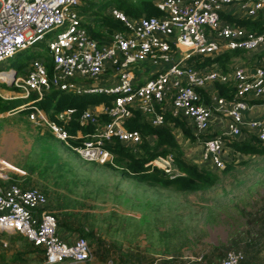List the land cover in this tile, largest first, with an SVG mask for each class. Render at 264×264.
Listing matches in <instances>:
<instances>
[{"label": "built area", "instance_id": "1", "mask_svg": "<svg viewBox=\"0 0 264 264\" xmlns=\"http://www.w3.org/2000/svg\"><path fill=\"white\" fill-rule=\"evenodd\" d=\"M96 0H0V63L47 40L49 71L45 57L33 60L22 76L15 69L0 70V84L16 87L20 93L0 90L1 97L31 99L12 111L28 109V119L48 130L74 151L80 159L115 165V155L107 144L120 140L139 144L142 134L126 126L135 110L154 126L166 124V113L192 122L194 134L203 138L199 160L213 169H223L228 161L232 139L246 135L264 142V66L247 69L234 66L230 72L219 67L198 69L190 62L196 56L211 57L228 51L254 52L264 47V31L254 32L223 21L221 12L232 10L257 17L264 11V0H158L161 16L129 17L111 7L110 14L122 22L124 30L110 34L107 42L93 38L76 9ZM155 65L144 81L136 70ZM142 65V66H141ZM110 69L112 76H105ZM76 77L100 80L106 85L77 83ZM117 82H113L114 78ZM234 89L227 98L216 85ZM214 89L209 91V86ZM51 88L77 94L114 96L112 105L101 103L78 114L76 108L50 112L41 108ZM231 92V91H230ZM34 96V98H31ZM260 116L249 117L251 111ZM74 122L94 125L86 133L71 130ZM220 124L221 130L215 127ZM220 131V132H219ZM176 177L174 156H158L147 163ZM9 176L0 168V180ZM48 196L40 188L17 183H0V232L25 236L42 250L47 264H86L94 257L90 242L79 236L69 243L59 234V220L48 211ZM242 248L228 249L219 264H245ZM203 256L198 261H202ZM109 260L106 264H113Z\"/></svg>", "mask_w": 264, "mask_h": 264}, {"label": "rangeland", "instance_id": "2", "mask_svg": "<svg viewBox=\"0 0 264 264\" xmlns=\"http://www.w3.org/2000/svg\"><path fill=\"white\" fill-rule=\"evenodd\" d=\"M104 1L109 4V12L111 7L119 8L118 0ZM88 3L76 8L81 15L88 12ZM99 9L102 8L95 6L92 10L97 13ZM106 11L104 8L100 14L109 15ZM92 19L96 21L94 16ZM83 21L89 22L85 18ZM61 30L56 29L42 42L0 63V70L15 69L24 76L36 58L45 57L48 63L51 55L47 40ZM243 54L247 52L233 56L225 72L249 61ZM146 66H149L146 76L150 78V70L156 66L143 65ZM114 73L110 69L104 75ZM74 80L91 86L107 84L105 77ZM117 81L115 77L113 82ZM2 89L20 93L18 88L6 84H0ZM215 89L221 93V85ZM30 100L19 99L9 104L17 106ZM173 131L185 160L220 175L215 186L205 191L182 192L140 181L119 169L115 153V165L110 163L115 167L83 161L48 130L30 122L26 113L12 110L0 112V168L9 176V182H0L4 186L14 182L42 189L49 199L45 209L56 214L61 224L86 230L90 235L85 237L94 255L86 264H106L109 260L113 264H219L228 249L237 248L236 242L247 252L250 262L256 261L257 256L261 261L258 264H264V243L258 246L260 254L248 245L254 237L264 240V155H235L228 150L226 166L231 164L232 169L228 172L223 171L226 166L213 169L199 160L203 138L197 137L193 130V138L186 136L180 127H173ZM248 137L252 136L232 140ZM148 139L153 142L154 136ZM147 163L148 171H154ZM174 163L175 174L183 175L175 156ZM75 234L83 236L77 231ZM201 256L204 259L198 261ZM0 264L47 263L41 250L25 236L1 232Z\"/></svg>", "mask_w": 264, "mask_h": 264}, {"label": "trees", "instance_id": "3", "mask_svg": "<svg viewBox=\"0 0 264 264\" xmlns=\"http://www.w3.org/2000/svg\"><path fill=\"white\" fill-rule=\"evenodd\" d=\"M108 5V2L104 0L90 1L87 5L88 12L85 15H82L83 18L89 20L88 23L83 21V24L89 34L100 43L108 41L110 37L109 33L111 34L116 30L120 31L125 29L124 24L114 19L110 14L108 11ZM95 6L102 9L107 8L106 12H108L109 15L106 13L100 14L102 9H99L97 13H94L92 9ZM117 6L131 18H139L141 16H161L162 14V11L156 6L155 0H118ZM93 16L96 21H93ZM221 16L223 21L236 26L244 27L249 31L258 33L264 31V11H262L257 17H248L238 16L235 11L228 9L221 12ZM242 53H244V51L236 50L211 57L196 56L190 63L198 69L212 68L210 66L213 65V67L221 66L222 68L220 67V69L227 71L231 58H233V56H240ZM47 66L49 71L52 72L53 65L50 60L48 61ZM143 68L145 67H142V69ZM233 93L234 89L228 88L226 85L221 86V94L223 96L232 98L230 96ZM114 98V96L106 94H77L51 88L46 92L45 97L39 103V106L47 112H60L67 108H76L78 110V114H80L83 110L90 106H95L101 103L112 105ZM9 102L10 100H6L0 96V112L11 111L19 106H11ZM22 112L28 114L30 111L26 109ZM93 126L94 125L82 126L79 122H74L70 129L75 130L76 128H82L86 133H88L94 130ZM126 126L129 130H139L141 132L142 141L139 144L130 145L123 143L120 140H115L114 142L107 144V148H109L117 156L116 165L120 167L119 169H121L124 174L135 176L140 181H145L153 185H159L167 188L171 187L182 192L205 191L212 188L219 182L220 175L215 171H211L207 168H201L196 163H192L184 159L183 151L179 145L176 134L173 131V127H180L186 136L193 138L192 129L188 125L186 119L174 118L170 112H167L166 124L154 126L145 119L140 110H135ZM149 136H154L153 142L148 139ZM230 147L232 148L234 154L237 155H264V142L256 136L244 138L240 141H231ZM171 153L174 154L177 167L183 175L171 178L159 168H155L152 172L148 171L149 169L145 166L148 161L159 155L166 156ZM105 165L115 167L110 163ZM231 169L232 165L228 164L223 171L228 172ZM59 224L65 228L69 227L70 230L74 229L75 232H80V234L84 237L85 235H90L81 227L72 226L69 223L61 224L59 222ZM262 239L263 238H260V236L258 238L254 237L251 239L248 243L249 249L255 251L257 254H260L258 246L263 245L264 240L262 241ZM234 245L238 248L237 242ZM41 252L44 253L42 250ZM245 253L247 256V252ZM252 258L254 259V256ZM258 259L259 258L255 256L256 261L250 262L247 256L245 264H258L261 262Z\"/></svg>", "mask_w": 264, "mask_h": 264}, {"label": "crops", "instance_id": "4", "mask_svg": "<svg viewBox=\"0 0 264 264\" xmlns=\"http://www.w3.org/2000/svg\"><path fill=\"white\" fill-rule=\"evenodd\" d=\"M236 15L238 16H244L241 12H237ZM245 53V52H244ZM248 53H255V55H247ZM247 54H243L245 56V58H249V61H244L242 64H237L236 66H242V67H246L247 69H251L253 67H257V66H264V47L259 49V50H256L254 52H247ZM148 67L149 66H146L145 68H141V69H138L136 70V73H137V76H140V79H142V81H144L146 78H148L146 75H147V72H149L148 70ZM151 71V70H150ZM152 72V71H151ZM150 72V73H151ZM212 89H214V86L211 85L209 86V91H211ZM13 92V95L16 93V91H11L10 93ZM6 100H10V101H16V100H19V99H23V98H20V97H2ZM31 98H34V97H31ZM30 102V101H29ZM27 103V102H26ZM40 103V102H39ZM38 103V105H39ZM25 104V103H24ZM23 105V104H21ZM20 106V105H19ZM41 107V106H40ZM17 108V107H16ZM42 108V107H41ZM50 112H54V111H50ZM48 112V113H50ZM249 117H258L260 116V113L258 111H251L249 114H248ZM188 125L191 127V129L194 131V128L192 126V122L191 121H188ZM215 130L218 131V130H221V125L218 124L216 127H215ZM220 132V131H219ZM55 138V137H54ZM236 155V154H235ZM2 181V180H0ZM3 182H9V181H3ZM1 183V182H0ZM14 183V182H13ZM2 184V183H1ZM59 234L61 237H63L66 241H68L69 243H72L75 241L76 238H78V234H75V231L73 229L70 230L69 227H66L65 229L60 225V228H59ZM239 248V247H238ZM241 248V247H240ZM244 250V248H243ZM245 251V250H244Z\"/></svg>", "mask_w": 264, "mask_h": 264}, {"label": "water", "instance_id": "5", "mask_svg": "<svg viewBox=\"0 0 264 264\" xmlns=\"http://www.w3.org/2000/svg\"><path fill=\"white\" fill-rule=\"evenodd\" d=\"M1 233V232H0Z\"/></svg>", "mask_w": 264, "mask_h": 264}]
</instances>
